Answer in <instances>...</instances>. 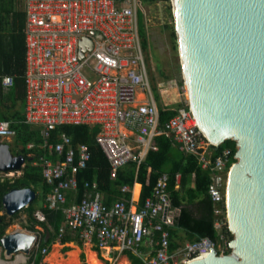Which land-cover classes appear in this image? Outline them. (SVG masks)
Instances as JSON below:
<instances>
[{
    "label": "built area",
    "instance_id": "obj_1",
    "mask_svg": "<svg viewBox=\"0 0 264 264\" xmlns=\"http://www.w3.org/2000/svg\"><path fill=\"white\" fill-rule=\"evenodd\" d=\"M137 3L138 0L24 2V121L38 127L42 148L57 156L55 162L46 156H40L37 162L46 183L52 186L45 205L60 210L64 216L57 241L69 233L83 244H92L99 264H107L106 260L110 264H133L118 262L127 253L142 259L144 264H186L197 256L205 257L213 249L224 255L229 249L224 226L228 231L225 187L232 164L230 152L223 149L214 154L215 145L199 130L187 98L176 113L158 126L157 107L138 35ZM82 39L88 41L80 57ZM1 85L10 88L13 77L2 76ZM65 124L98 127L94 142L109 165L110 176L128 162L139 165L150 148L156 149L151 145L154 138L169 136L179 152L193 155L200 168L209 172L207 194L213 203L219 244L202 238L169 252L167 228L178 209L170 206L166 173L156 178L150 196L137 205L123 198L106 205L96 184L88 182L84 183L82 197L66 204V193L77 190L76 174L87 166L91 155L84 144L73 147L67 136L49 143L51 133ZM14 136L10 122L0 120L1 145ZM26 148L31 149L32 145ZM21 174V170L0 171V180ZM178 179L180 173H175V187ZM121 191L128 188L123 186ZM34 215L40 223L45 221L40 210ZM29 234L38 235L29 252L8 256L0 248V264H9L17 254L26 257V264H34L39 252L48 254V248L39 247V234ZM146 240L153 250L144 259L139 249Z\"/></svg>",
    "mask_w": 264,
    "mask_h": 264
},
{
    "label": "water",
    "instance_id": "obj_2",
    "mask_svg": "<svg viewBox=\"0 0 264 264\" xmlns=\"http://www.w3.org/2000/svg\"><path fill=\"white\" fill-rule=\"evenodd\" d=\"M187 101L215 145L236 142L225 187L229 254L216 250L186 264H264V0H170ZM88 39L80 40L79 56ZM89 45V43H88ZM24 155L0 145V171L21 170ZM36 197L13 188L1 199L12 216ZM38 235L13 231L5 255L28 253Z\"/></svg>",
    "mask_w": 264,
    "mask_h": 264
},
{
    "label": "trees",
    "instance_id": "obj_3",
    "mask_svg": "<svg viewBox=\"0 0 264 264\" xmlns=\"http://www.w3.org/2000/svg\"><path fill=\"white\" fill-rule=\"evenodd\" d=\"M15 2L16 0H0V120L10 122L15 136L12 142L7 144L12 154L25 156L26 165L21 169L23 174L19 177L0 180V211L3 209L2 196L9 190L13 188H31L35 191V199L30 202L27 208H24L28 214V225L25 227L32 232H37L34 230V226L40 227L42 232L40 233L39 247L48 248L49 250L57 240L58 230L63 224L64 216L60 210H52L45 205L46 196L52 191V186L46 183L42 175V166L37 162L40 156H46L55 162L57 156L54 152L48 154V151L42 148L43 141L38 127L26 124L24 121L25 13L15 9ZM148 2L153 4L160 3V9L154 12V18L160 20L158 11L162 13L161 26L168 31V41L171 43L172 49L176 50L177 44L170 0H139L138 6L140 9L138 8L137 10V16L140 15L141 4ZM9 16L10 21L8 22L7 17ZM138 35L143 49L148 46V40L139 23ZM3 42H8L9 47L5 48ZM4 75L13 77V85L8 89H4L1 85V78ZM182 83V80L178 82L179 85ZM153 92L158 113V126H161L166 119L176 113L177 108L181 104L163 106L159 102L155 87H153ZM97 132L98 127L96 125L65 124L58 126L50 135L49 143L54 144L59 141L60 136H67L71 139L73 147L84 144L88 147L91 155L87 166L77 172V190L75 193L67 194L66 204H69L73 198L78 201L82 197L85 190V182L96 184V188L106 205L117 198L129 200L131 192H122L121 187L123 186H128L130 189L133 187L134 198H136L139 192V185L134 183H139L141 185L139 203H142L146 197L150 196L156 178L160 174L166 173L168 175L166 189L170 206L178 209V214L172 227L167 229L169 252H173L177 247L173 242L177 230L183 231L190 243L207 238L219 244L218 233L214 228L213 203L207 194L208 184L210 183L209 172L200 168L193 155L182 154L176 149L169 136L161 135L154 138L151 143L156 149L150 148L139 165L135 162H128L126 165L115 169L113 176H110L109 165L94 142ZM28 145H32V148L27 149ZM223 149L229 150L230 162H235L236 142L231 140L222 142L220 147L214 151V154L221 153ZM175 173H180V179H178L176 187L174 184ZM37 210H40L44 215L45 221L43 223H40L34 215ZM18 212L7 219V221L4 215H0V239L5 235L6 228L11 224L12 219ZM224 234L227 241L230 242L232 235L227 231L226 226H224ZM72 242H74V239L68 233L59 241L61 245ZM76 244L79 247L82 246L81 241H77ZM64 249L68 250V248ZM229 253V249L224 252V254ZM128 255L133 264H142L131 253H128ZM43 257L39 252L34 259V264H40Z\"/></svg>",
    "mask_w": 264,
    "mask_h": 264
},
{
    "label": "rangeland",
    "instance_id": "obj_4",
    "mask_svg": "<svg viewBox=\"0 0 264 264\" xmlns=\"http://www.w3.org/2000/svg\"><path fill=\"white\" fill-rule=\"evenodd\" d=\"M139 3H137V10L139 8ZM159 9L160 3L153 4L148 2L145 4H141V10L139 11L140 15L138 16V23L139 26L143 28L144 35L148 40V46L143 48V56L148 71L152 91L153 87H155V90L157 91L159 96V102L163 106H175L176 104H181L186 99V94L183 90L184 83H182L181 85L178 84L180 80H182L183 82L179 55L177 50L178 48L176 50L172 49L171 43H169L167 38L168 31L161 26L160 22L163 19L161 16L162 13H159L158 11V17L160 20H156L154 18V12ZM6 142L10 143L12 142V140ZM0 215H4L6 221L11 217L6 214L4 209L0 211ZM27 220V211L25 209H21L18 214L12 219L11 224L6 228L5 234L16 230L20 232L25 231L26 233L42 232V229L38 226H34V230L37 232L29 231L25 227L28 225ZM179 233H181V231H179ZM39 237H41L40 234ZM57 246V254L63 262L68 260V254L74 253L77 250L78 264H87L86 249L94 252L93 249L90 248V246L84 244L81 247L76 245V243H68L61 245L56 240L54 245L50 247L49 253L42 258L41 263L62 264L58 263L54 258H49L50 254L54 250V247ZM64 248H68V250H65ZM97 259L100 260L99 257H97ZM128 259L130 258L128 257ZM106 262L107 264L111 263V261L108 260H106ZM122 262L123 260H119V263Z\"/></svg>",
    "mask_w": 264,
    "mask_h": 264
},
{
    "label": "crops",
    "instance_id": "obj_5",
    "mask_svg": "<svg viewBox=\"0 0 264 264\" xmlns=\"http://www.w3.org/2000/svg\"><path fill=\"white\" fill-rule=\"evenodd\" d=\"M24 2H25V0H16V2H15V9H17V10H21V11H24ZM7 21L9 22L10 21V16L9 17H7ZM24 43H25V40H24ZM3 44H4V47L5 48H7V47H9V44H8V42H3ZM8 145V144H7ZM21 169H23V168H21ZM21 171H23V170H21ZM134 184H137V185H139V192H138V195H137V197L136 198H133V190H134V188L132 187L131 189L128 187V186H126L127 188H128V191H130L131 192V196H130V198H129V201H131V203L132 204H139V194H140V189H141V185L139 184V183H134ZM134 184H133V186H134ZM135 187V186H134ZM122 188V187H121ZM76 191H68L67 193H66V200H67V194H69V193H75ZM124 192H126V191H124ZM118 199V198H117ZM73 200H75L74 198H73ZM72 200V201H73ZM71 201V202H72ZM70 202V203H71ZM178 214V210H177V212L175 211V216H174V219H175V217H176V215ZM173 223H174V220H173ZM173 223H172V225H173ZM172 225L170 226V227H168V228H171L172 227ZM167 228V229H168ZM167 232H168V230H167ZM37 233H39V232H37ZM40 234V233H39ZM69 234V233H68ZM72 237V236H71ZM41 238V237H40ZM73 239H74V242H72V243H77V241H79L75 236L74 237H72ZM76 240V241H75ZM169 242V241H168ZM172 242V241H171ZM173 242L176 244V249H179V248H181L182 246H184L186 243H189V241L187 240V237L185 236V234H184V232L183 231H181V233H179V230H177L176 231V233H175V239L173 240ZM54 245V244H53ZM77 245V244H76ZM82 245H83V243H82ZM84 245H87V246H90V248H92V249H94L93 247H92V244H84ZM175 249V250H176ZM153 250V248H151L150 246H149V243L147 242V240L146 241H144V243H143V245L140 247V249H139V253H140V255H141V258H144V259H146L149 255H151L152 254V251ZM49 251H50V249H49ZM94 251V250H93ZM151 252V253H150ZM49 253V252H48ZM94 253V252H93ZM133 255V254H132ZM128 257L130 258V256L128 255V253H127V256L126 255H124V256H121V258H119V260H123V263H125L126 261H129L130 263H132V261H131V258L130 259H128ZM136 257V256H135ZM136 258H138V257H136ZM97 259V258H96ZM141 262H142V264H144L143 263V261H142V259H140V258H138ZM98 260V259H97ZM119 260H118V262H119ZM125 261V262H124ZM80 264H82V263H80Z\"/></svg>",
    "mask_w": 264,
    "mask_h": 264
},
{
    "label": "bare ground",
    "instance_id": "obj_6",
    "mask_svg": "<svg viewBox=\"0 0 264 264\" xmlns=\"http://www.w3.org/2000/svg\"><path fill=\"white\" fill-rule=\"evenodd\" d=\"M185 94L187 96L186 92ZM133 198H134V190H133ZM57 248L58 246L54 247V250L50 254L49 258H54L58 263H62V264H78L77 250L74 253L68 254V260L63 262L57 254V250H56ZM86 250H87V264H99V261L95 258L94 253L88 249ZM26 263H27L26 257L24 255L17 254L14 260H12L9 264H26Z\"/></svg>",
    "mask_w": 264,
    "mask_h": 264
}]
</instances>
